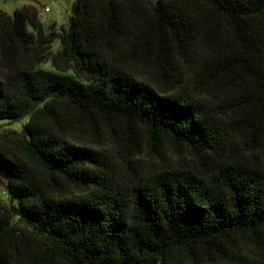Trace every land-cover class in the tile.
I'll use <instances>...</instances> for the list:
<instances>
[{
  "label": "trees",
  "instance_id": "16d2710c",
  "mask_svg": "<svg viewBox=\"0 0 264 264\" xmlns=\"http://www.w3.org/2000/svg\"><path fill=\"white\" fill-rule=\"evenodd\" d=\"M3 121L0 264H264V0L0 13Z\"/></svg>",
  "mask_w": 264,
  "mask_h": 264
},
{
  "label": "rangeland",
  "instance_id": "374dc122",
  "mask_svg": "<svg viewBox=\"0 0 264 264\" xmlns=\"http://www.w3.org/2000/svg\"><path fill=\"white\" fill-rule=\"evenodd\" d=\"M76 0H0V13H6L13 15L17 10L22 9L25 6L32 5L36 7L39 13V19L44 27L51 31L54 27L55 30L61 28H68L71 24L72 17L74 15V6ZM46 8L49 11H46ZM7 123L6 121L0 122L1 124ZM22 125V122L20 123ZM83 142V141H82ZM84 143V142H83ZM85 143L95 149H110L114 154V158L118 160L119 156H125L124 150H122L116 143L113 137L102 139L98 141L94 138H89ZM134 158L131 157V161ZM119 161V160H118ZM122 161V160H120ZM121 171L126 168V164L120 163ZM77 195H80V191H76ZM84 194V193H82Z\"/></svg>",
  "mask_w": 264,
  "mask_h": 264
},
{
  "label": "built area",
  "instance_id": "2783aa9c",
  "mask_svg": "<svg viewBox=\"0 0 264 264\" xmlns=\"http://www.w3.org/2000/svg\"><path fill=\"white\" fill-rule=\"evenodd\" d=\"M46 11H49V9H48V8H46Z\"/></svg>",
  "mask_w": 264,
  "mask_h": 264
}]
</instances>
